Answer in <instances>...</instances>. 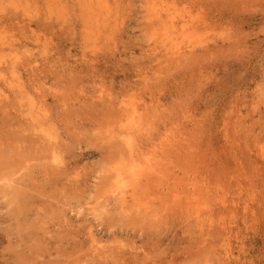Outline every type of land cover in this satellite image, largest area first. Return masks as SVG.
Here are the masks:
<instances>
[{"label": "rangeland", "instance_id": "374dc122", "mask_svg": "<svg viewBox=\"0 0 264 264\" xmlns=\"http://www.w3.org/2000/svg\"><path fill=\"white\" fill-rule=\"evenodd\" d=\"M194 1L0 0V264H264V0Z\"/></svg>", "mask_w": 264, "mask_h": 264}, {"label": "bare ground", "instance_id": "6f19581e", "mask_svg": "<svg viewBox=\"0 0 264 264\" xmlns=\"http://www.w3.org/2000/svg\"><path fill=\"white\" fill-rule=\"evenodd\" d=\"M89 1H90V0H89ZM184 1H185V0H184ZM187 1L189 2V0H187ZM193 1H194V0H193ZM19 2H20V0H19ZM49 2H50V1H49ZM92 2H93V1H92ZM166 2H167V1H166ZM174 2H175V1H174ZM177 2H178V1H177ZM194 2H195V1H194ZM194 2H193V3H194ZM55 3H57V2H55ZM79 3H80V2H79ZM193 3H192V4H193ZM203 3H204V2H203ZM21 4H23V3H21ZM93 4H94V3H93ZM161 4H162V3H161ZM161 4H160V5H161ZM181 4H183V3H181ZM186 4H187V3H186ZM186 4H185V5H186ZM192 4H189V5H192ZM195 4H196V3H195ZM195 4H194V5H195ZM201 4H202V3H201ZM209 4H210V3H209ZM1 5H2V4H1ZM3 5H4V4H3ZM173 5H174V4H173ZM204 5H206V4H204ZM4 6H5V5H4ZM187 6H188V5H187ZM5 7H6V6H5ZM103 7H105V6L103 5ZM172 7H173V6H172ZM190 7H192V6H190ZM9 8H10V7H9ZM107 8H108V7H107ZM161 8H162V6H161ZM198 8H199V7H198ZM26 9H27V8H26ZM81 9H82V8H81ZM152 9H153V8H152ZM189 9H190V8H189ZM110 10H111V9H110ZM159 10H161V9H159ZM169 10H170V9H169ZM185 10H186V9H185ZM206 10H207V9H206ZM209 10H210V9H209ZM4 11H5V10H4ZM53 11H54V10H53ZM161 11H162V10H161ZM93 12H94V11H93ZM186 12H187V11H186ZM215 12H216V11H215ZM219 12H220V11H219ZM54 13H55V12H54ZM57 13H58V11H57ZM83 13H84V12H83ZM111 13H112V12H111ZM156 13H157V12H156ZM0 14H1V13H0ZM58 14H59V13H58ZM58 14H56V15H58ZM161 14H162V13H161ZM189 14H190V13H189ZM215 14H216V13H215ZM1 15H2V14H1ZM1 15H0V16H1ZM86 15H87V14H86ZM110 15H111V14H110ZM163 15H164V14H163ZM190 15H191V14H190ZM11 16H12V15H11ZM49 16H50V15H49ZM59 16H61V15L59 14ZM88 16H89V15H88ZM112 16H113V15H112ZM150 16H151V15H150ZM209 16H210V15H209ZM79 17L81 18V16H79ZM113 17H114V16H113ZM191 17H193V16H191ZM0 18H1V17H0ZM11 18H12V17H11ZM54 18H55V17H54ZM62 18L64 19L65 17H62ZM62 18H61V19L59 18V19L62 20ZM110 18H111V16H110ZM160 18H161V17H160ZM163 18H164V17H163ZM171 18H172V17H171ZM186 18H187V17H186ZM214 18H215V17H214ZM220 18H221V17H220ZM17 19H18V18H17ZM17 19H16V20H17ZM50 19H51V18H50ZM52 19H53V18H52ZM59 19H58V20H59ZM107 19H108V18H107ZM115 19H116V18H115ZM212 19H213V18H212ZM58 20H57V21H58ZM60 20H59V22H60ZM108 20H109V19H108ZM152 20H153V19H152ZM171 20H172V19H171ZM173 20H174V19H173ZM173 20H172V21H173ZM220 20H221V19H220ZM103 21H104V20H103ZM187 21H188V20H187ZM194 21H195V20H194ZM51 22H52V21H51ZM51 22H50V23H51ZM63 22H64V21H63ZM66 22H67V21H66ZM104 22H105V21H104ZM104 22H103V23H104ZM159 22H160V21H159ZM175 22H176V21H175ZM220 22H221V21H220ZM57 23H58V22H57ZM64 23H65V22H64ZM95 23H96V22H95ZM161 23H162V22H161ZM182 23H183V22H182ZM187 23H188V22H187ZM51 24H52V23H51ZM55 24H56V23H55ZM104 24H105V23H104ZM167 24H168V23H167ZM172 24H174V22H173ZM46 25H47V24H46ZM46 25H45V26H46ZM62 25H63V23H62ZM95 25L97 26V24H95ZM100 25H103V24H100ZM108 25H109V22H108ZM114 25H115V24H114ZM152 25H153V24H152ZM181 25H182V24H181ZM183 25L185 26V24H183ZM188 25H189V24H188ZM47 26H48V25H47ZM47 26H46V28H47ZM50 26H51V28H52V25H50ZM50 26H49V27H50ZM60 26H61V25H60ZM63 26H64V25H63ZM63 26H62V29H63ZM71 26H72V28H74L73 25H71ZM116 26H117V24H116ZM162 26H163V25H162ZM165 26H166V25H165ZM165 26H164V27H165ZM68 27H69V26H68ZM68 27H67V28H68ZM87 27H88V26H87ZM97 27H98V26H97ZM107 27H109V26H107ZM113 27H114V26H113ZM151 27H152V26H151ZM177 27H178V26H176V28H177ZM187 27H188V26H187ZM53 28H54V25H53ZM69 28H70V27H69ZM95 28H96V27H95ZM103 28H104V27H103ZM103 28H102V29H103ZM105 28H106V27H105ZM161 28H162V27H161ZM208 28H209V26H208ZM211 28H213V27H211ZM58 29H59V28H58ZM62 29H61V27H60V30H62ZM83 29H84V26H83ZM87 29H89V27H88ZM112 29H113V28H112ZM173 29H174V28H173ZM4 30H5V29H4ZM69 30H70V29H69ZM69 30H68V31H69ZM73 30H74V29H73ZM90 30H91V27H90V29H89V32H90ZM99 30H100V29H99ZM99 30H97V32H98ZM157 30H158V29H157ZM165 30H166V29H165ZM175 30H176V29H175ZM100 31H101V30H100ZM100 31H99V32H100ZM102 31H103V30H102ZM104 31H106V30L104 29ZM104 31L101 32V33H102V34L105 33ZM109 31H110V30H109ZM186 31H187V30H186ZM2 32H3V31H2ZM86 32H87V31H86ZM94 32H95V31H94ZM106 32H108V31H106ZM158 32H159V31H157V33H158ZM188 32H189V31H188ZM72 33H73V32H72ZM92 33H93V32H92ZM110 33H111V32H110ZM185 33H186V32H185ZM189 33H190V32H189ZM189 33H187V34L189 35ZM169 34H170V33H169ZM104 35H105V34H104ZM156 35H157V34H156ZM89 36H90V35H89ZM94 36H95V34H94ZM102 36H103V35H102ZM159 36H160V35H159ZM183 36H184V34H183ZM190 36H191V35H190ZM193 36H194V35H193ZM91 37H92V35H91ZM100 37H101V36H99V38H100ZM191 37H192V36H191ZM194 37H195V36H194ZM87 38H88V37H87ZM89 38H90V37H89ZM101 38H103V37H101ZM154 38H155V37H154ZM156 38H157V36H156ZM160 38H161V37H160ZM83 39H84V38H83ZM90 39H91V38H90ZM90 39H89V41H90ZM93 39H94V37H93ZM95 39H96V38H95ZM95 39H94L93 41H96ZM187 39H188V38H187ZM195 39H197V38H195ZM87 40H88V39H87ZM7 41H8V40H7ZM7 41H6V42H7ZM93 41H92V42H93ZM151 41H152V40H151ZM166 41H167V40H166ZM189 41H193V40L190 38ZM202 41H203V40H202ZM90 42H91V41H90ZM171 42H172V41H171ZM86 43H87V42H86ZM154 44H155V43H154ZM183 44H184V43H183ZM164 45H166V44H164ZM174 45H175V44H174ZM192 45L194 46L193 43H192ZM190 46H191V44H190ZM172 47H173V45H172ZM203 47H204V46H203ZM151 48H152V47H151ZM174 48H175V47H174ZM206 48H207V47H206ZM9 51H10V50H9ZM166 51H167V50H166ZM176 51H177V50H176ZM185 51H187V50H185ZM168 52H169V51H168ZM192 52H193V51H192ZM180 53H181V52H180ZM182 53H183V52H182ZM188 53H189V52H188ZM1 54H2V52H1ZM4 54H5V53H4ZM9 54H10V53H9ZM12 55H13V54H12ZM176 55H177V54H176ZM186 55H188V54H186ZM2 56H3V55H2ZM6 56H7V55H6ZM6 56H5L4 58H6ZM170 57H171V55H170ZM174 57H175V56H174ZM8 58H9V57H8ZM171 58H172V57H171ZM179 58H180V57H179ZM179 58H178V59H179ZM6 59H7V58H6ZM13 59H14V58H13ZM175 59H176V58H175ZM178 59H177V60H178ZM8 60H9V59H8ZM171 60H172V59H171ZM181 60H182V59H181ZM184 60H185V59H184ZM5 61H6V60H5ZM5 61H4V62H5ZM10 62H11V61H10ZM12 62H13V61H12ZM6 64H7V63H6ZM6 64L4 63V65H6ZM12 64H13V63H12ZM14 64H15V66L12 65V67H16V64H17V63L14 62ZM171 65H172V64H171ZM10 66H11V65H10ZM10 66H9V67H10ZM17 66H18V65H17ZM0 67H2V66H0ZM3 69H4V68H3ZM10 69H11V68H10ZM1 70H2V68H1ZM17 70H18V69H17ZM4 71H5V70H4ZM8 71H9V70H8ZM11 71H12V69H11ZM14 71H15V69H14ZM0 72H1V71H0ZM13 73H14V72H13ZM13 73H12V74H13ZM16 73H17V72H16ZM14 74H15V73H14ZM2 75H3V71H2ZM4 75H5V73H4ZM11 76H12V75H11ZM15 77H16V75H15ZM12 78H13V77H12ZM3 79H4V77H3ZM12 81H13V80H12ZM14 81H15V80H14ZM11 84H12V83H11ZM14 84H15V83H14ZM16 84H17V83H16ZM19 90H20V89H19ZM21 93H23V92H21ZM1 95H2V98H3V94H1ZM4 96H6V95L4 94ZM2 98H0V99H2ZM4 98H5V97H4ZM31 101H32V100H31ZM0 102H1V101H0ZM30 103L33 104L32 102H30ZM34 106H35V104H34ZM34 106H33V107H34ZM31 107H32V105H31ZM126 107H127V106H126ZM133 107H134V106H133ZM39 108H40V107H39ZM29 109H30V108H29ZM32 109H34V108H32ZM41 109H42V108H41ZM27 110H28V108H27ZM136 110H137V109H136ZM151 110H153V109H151ZM151 110H150V111H151ZM158 110H159V109H158ZM30 111H31V110H30ZM42 111H43V110H42ZM120 111H121V109H120ZM129 111H130V109H129ZM147 111H148V110H147ZM150 111H149V112H150ZM160 111H161V110H160ZM32 112H33V111H32ZM34 112H35V111H34ZM116 112H117V109H116ZM137 112H138V111H137ZM144 112H146V111H144ZM152 112H153V111H152ZM155 112H156V111H155ZM155 112H154V113H155ZM28 113H29V111H28ZM117 113H118V112H117ZM154 113H153V114H154ZM158 113H159V112H158ZM26 114H27V111H26ZM32 114H33V113H32ZM38 114H39V113H37V115H38ZM40 114H41V113H40ZM40 114H39V115H40ZM43 114H44V111H43L42 115H43ZM139 114L141 115V112H139ZM29 115H31V114H29ZM29 115H28V117H29ZM37 115H34V116H35L34 119L36 118ZM42 115H41V116H42ZM115 115H116V114H115ZM115 115H114V118L116 117ZM118 115H120V112H119ZM121 115H122V113H121ZM121 115H120V116H121ZM150 115H152V114H150ZM162 115H163V114H162ZM31 116H32V115H31ZM41 116H40V117H41ZM112 116H113V115H112ZM120 116H119V117H120ZM132 116H133V115H132ZM135 116H136V115H135ZM138 116H139V115H138ZM141 116H142V115H141ZM38 117H39V116H38ZM38 117H37V118H38ZM123 117H124V116H123ZM129 117H130V115H129ZM145 117H148V116H145ZM150 117H151V116H150ZM154 117H155V115H154ZM154 117H153V120L156 119V117H155V118H154ZM163 117H164V116H163ZM30 118H31V117H30ZM118 119H119V118H118ZM148 119H149V118H148ZM148 119H146V122H147V123L150 122V120H149V122H148ZM32 120H33V119H32ZM116 120H117V119H115V121H116ZM120 120H121V118L119 119V121H120ZM122 120H123V118H122ZM34 121L36 122V120H34ZM40 121H41V120H40ZM115 121H114V122H115ZM143 121H145V119H143ZM154 121H155V120H154ZM28 122H29V123H32V122H30V121H28ZM41 122H43V121H41ZM123 122H124V121H123ZM36 123H37V122H36ZM36 123H35V124H36ZM38 123H39V122H38ZM117 123H118V122H117ZM121 123H122V122H121ZM140 123H141V122H140ZM147 123H146V124H147ZM152 123H153V122H152ZM110 124H111V123H110ZM133 124H134V123H133ZM136 124H137V122H136ZM136 124H135V125H136ZM143 124H145V123L142 122V127H143ZM112 125L114 126L115 124L113 123ZM129 125H130V123H129ZM135 125H134V126H135ZM138 125H139V124H138ZM138 125H136V126L138 127ZM150 125H151V124H150ZM158 125H159V124H158ZM32 126H33V124H32ZM32 126H31V127H32ZM37 126H38V125H37ZM113 126H111V127H113ZM117 126H118V125H117ZM117 126H116V127H117ZM119 126H120V125H119ZM152 126H153V125H152ZM152 126H151V127H152ZM31 127H30V128H31ZM129 127H130V126H129ZM131 127L133 128L132 125H131ZM137 127H136V128H137ZM38 128H39V127H38ZM143 128H144V127H143ZM144 129H145V128H144ZM144 129H143V130H144ZM140 130H142V128H141ZM154 130H155V129H154ZM157 130H158V129H157ZM26 131H27V130H26ZM30 131H31V130H30ZM44 131H45V130H44ZM111 131H113V128H112ZM137 131H138V130H137ZM145 131H147V130L145 129ZM39 132H40V131H39ZM39 132H38V133H39ZM123 132H125V130H124ZM133 132H134V131H133ZM140 132H142V131H140ZM147 132H148V131H147ZM154 132H155V131H154ZM143 133H144V132H143ZM40 134H41V133H39V135H40ZM121 134H122V133H121ZM127 134H128V133H127ZM129 134L131 135L130 132H129ZM132 134H133V133H132ZM134 134H135V133H134ZM141 134H142V133H140V135H141ZM145 134H146V132H145ZM145 134H144V135H145ZM150 134L152 135V133H150ZM110 135H112V133H111ZM110 135L108 134V136H110ZM125 135H126V134H125ZM154 135H155V134H154ZM34 136H37V135H34ZM117 136H119V135H117ZM133 136H134V135H132V137H133ZM145 136H146V135H145ZM148 136H149V135H148ZM30 137H31V136H30ZM37 137H38V136H37ZM40 137H42V136H40ZM123 137H124V136H123ZM132 137H131V138H132ZM137 137H138V135H137ZM141 137H142V136H141ZM108 138H109V137H108ZM128 138H129V137H128ZM146 138H147V137H146ZM9 139H10V138H9ZM43 139H44V138H43ZM43 139H42V140H43ZM34 140H35V138H34ZM34 140H33V141H34ZM36 140H37V139H36ZM106 140H107V139H106ZM110 140H111V139H110ZM110 140H109V141H110ZM116 140H118L117 137H116ZM116 140H114V141H116ZM135 140H136V139H135ZM150 140H151V139H150ZM152 140L154 141V139H152ZM109 141H108V142H109ZM120 141L123 142L122 139H121ZM120 141H119V142H120ZM129 141H130V140H129ZM133 141H134V140H132V142H133ZM141 141H142V140H141ZM153 141H152V142H153ZM12 142H13V141H12ZM15 142H16V141H15ZM35 142H36V141H35ZM51 142H53V141H51ZM122 142H121V143H122ZM132 142L130 141V143H132ZM134 142H137V141H134ZM148 142H149V141H148ZM13 143H14V142H13ZM16 143H17V142H16ZM32 143H33V142H32ZM38 143H39V141H38ZM38 143H37V144H38ZM41 143H44V142H41ZM46 143H47V142H46ZM53 143H54V142H53ZM56 143H57V142H56ZM137 143H138V142H137ZM137 143H136V144H137ZM33 144H36V143H33ZM39 144H40V143H39ZM50 144H51V143H50ZM109 144H110V143H109ZM145 144H146V143H145ZM152 144H153V143H152ZM56 145H57V144H56ZM132 145H134V144H132ZM139 145H140V144H139ZM50 146H51V145H50ZM50 146H49V147H50ZM142 146H143V145H142ZM51 147H52V146H51ZM114 147H115V146H114ZM121 147H122V146H121ZM125 147H126V146H125ZM143 147H144V146H143ZM143 147H142V148H143ZM40 148H41V147H40ZM109 148H110V147H109ZM117 148H118V147H117ZM138 148H139V147H138ZM53 149H54V148H53ZM114 149H115V148H114ZM132 149H133V148H132ZM132 149H131V150H132ZM136 149H137V147H136ZM139 149H140V148H139ZM50 150H51V149H50ZM142 150H143V149H142ZM142 150H141V151H142ZM60 151H61V150H60ZM128 152H130V150H128ZM150 153H151V152H150ZM21 154H22V153H21ZM44 154H45V153H44ZM141 154H142V153H141ZM110 155H111V154H110ZM127 155H128V156H131V155H129V154H127ZM143 155H145V154H143ZM22 156H23V154H22ZM43 156H44V155H43ZM119 156H120V155H119ZM138 157H139V156H138ZM143 157H146V158L148 159L149 156L146 155V156H143ZM150 157H151V156H150ZM150 157H149V158H150ZM19 158H20V157H19ZM21 158H22V157H21ZM51 158H52V157H51ZM121 158H122V156H121ZM121 158L119 157V158H118V161H119V159L122 160ZM25 159H26V158H25ZM115 159H116V158H115ZM130 159L132 160V157H131ZM130 159L128 160V157H127V162H129ZM116 160H117V159H116ZM59 161H60V160H59ZM133 161H134V160H133ZM144 161H145V160H144ZM148 161H149V160H148ZM145 162H146V161H145ZM114 163H116V162H114ZM114 163H113V164H114ZM133 163H135V162H133ZM138 163H139V162H138ZM146 163H147V162H146ZM150 163H151V162H150ZM58 164H60V163H58ZM119 164H120V163H119ZM128 164H129V163H128ZM130 164H131V162H130ZM115 165H116V164H115ZM139 165H140V163H139ZM145 165H146V164H145ZM117 166H118V165H117ZM122 166H123V165H122ZM122 166H121V167H122ZM43 167H44V166H43ZM57 167H58V165H57ZM144 167H145V166H144ZM149 167H151V166H149ZM26 168H27V166H26ZM29 168H30V167H29ZM127 168H128V165H127ZM135 168H136V167H135ZM138 168H139V167H138ZM138 168H137V169H138ZM56 169H57V168H56ZM132 169H133V168H132ZM139 169H140V168H139ZM139 169H138V170H139ZM153 169H154V168H153ZM120 170H121V169H120ZM129 170H130V169H129ZM140 170H141V169H140ZM126 171H128V170H126ZM151 171H152V170H151ZM151 171H150V172H151ZM122 172H123V171H122ZM122 172H121V173H122ZM130 172H131V171H130ZM140 172H141V171H140ZM142 172H143V171H142ZM153 172H154V171H153ZM111 173H114V172L112 171ZM116 173H117V172H116ZM124 173H125V172H124ZM127 174H128V173H127ZM130 174H131V173H130ZM113 175H115V174H113ZM135 175H136V174H135ZM138 175H140V174H138ZM146 175H147V174H146ZM148 175H149V174H148ZM150 175H151V174H150ZM46 176H47V175H46ZM118 176H119V175H118ZM151 176H152V175H151ZM151 176H150V177H151ZM114 177H115V176H114ZM123 177H124V176H123ZM136 177H137V176H136ZM143 177H144V176H143ZM128 178H129V177H128ZM128 178H127V179H128ZM137 178H138V177H137ZM137 178H136V179H137ZM139 178H141V176H140ZM139 178H138V179H139ZM145 178H146V177H145ZM154 178H155V175H154ZM112 179H113V178H112ZM115 179H117V178L115 177ZM115 179H114L113 181H115ZM125 179H126V178H125ZM127 179H126L125 181H127ZM132 179L134 180V178H132ZM142 179H143V178H142ZM146 179H147V178H146ZM2 180H3V179H2ZM22 180H23V179H22ZM58 180H59V179H58ZM110 180H111V179H110ZM120 180H121V179H120ZM129 180H131V178H130ZM129 180H128V181H129ZM11 181H12V180H11ZM123 181H124V180H123ZM125 181H124V182H125ZM128 181H127V182H128ZM137 181H138V180H137ZM137 181H134V182H135V185H137ZM0 182H1V181H0ZM115 183H116V182H115ZM10 184H11V183H10ZM119 184H121V182H120ZM123 184H124V183H122L121 186H124ZM132 184H134V183H132ZM14 185H15V184H14ZM111 185H115V187L117 186V185L114 184V183L111 184ZM160 185H161V184H160ZM119 186H120V185H119ZM128 186H130V185H128ZM110 187H111V186H110ZM137 187H138V186H136V188H137ZM139 187H140V186H139ZM119 189H120V188H119ZM124 189H125V188H124ZM156 189H157V188H156ZM107 190H108V189H107ZM111 190H112V189H111ZM115 190H116V189H114V191H115ZM131 190H133V188H132ZM123 191H124V190H123ZM129 191H130V190H129ZM158 191H159V188H158ZM126 192H127V191H126ZM134 192H135V191H134ZM107 193H108V192H107ZM118 193H119V192H118ZM108 194H109V193H108ZM126 194H127V193H126ZM162 194H163V193H162ZM109 195H110V194H109ZM127 195L129 196V193H128ZM123 196H124V195H123ZM157 196H158V195H157ZM113 197H114V196H113ZM132 197H133V196H132ZM148 197H149V196H148ZM148 197H147V198H148ZM155 197H156V196H155ZM124 198H125V197H124ZM158 198H159V200H160V197H159V196H158ZM158 198H157V199H158ZM163 198H164V197H163ZM174 198H175V197H174ZM187 198H188V197H187ZM121 199H122V198H121ZM139 199H140V198H139ZM141 199H142V198H141ZM154 199H155V198H154ZM177 199H178V198H177ZM111 200H112V199H111ZM119 200H120V197H119ZM123 200H124V199H123ZM131 200H132V199H131ZM142 200H143V199H142ZM178 200H179V199H178ZM185 200H186V199H185ZM190 200H191V199H190ZM190 200H189V201H190ZM120 201H122V200H120ZM120 201H119V202H120ZM135 201H136V200H135ZM135 201H133V203H134ZM146 201H147V199H146ZM146 201H144V202H146ZM112 202H114V201H112ZM122 202H123V201H122ZM137 202H138V201H137ZM137 202H136V205L138 204ZM147 202H148V201H147ZM186 202H188V201H186ZM191 202H192V201H191ZM117 203H118V202H117ZM124 203H125V201L123 202V205H125ZM126 203H127V202H126ZM140 203H141V205H142L143 202L141 201ZM140 203H139L138 205H140ZM148 203H149V202H148ZM150 203H151V202H150ZM157 203H158V202H157ZM160 203H161V202H160ZM130 204H131V203H130ZM130 204H128V205H130ZM145 204H146V203H145ZM145 204H144V205H145ZM151 204H152V203H151ZM166 204H167V203H166ZM121 205H122V203H121ZM121 205H120V206H121ZM144 205H143V206H144ZM175 206L177 207V205H175ZM178 206H179V205H178ZM125 207H126L125 209H127V206H126V205H125ZM134 207H135V206H134ZM146 207L149 208V206H147V205H146ZM152 207H153V206H152ZM184 207H185V206H184ZM188 207H189V206H188ZM123 208H124V206H123ZM143 208H144V207H143ZM164 208H165V207H164ZM179 208H180V207H179ZM132 209H133V208H132ZM186 209H187V207H186ZM186 209H185V212H186ZM129 210L132 211L131 208H129ZM142 210H143V209H142ZM149 210H150V209H149ZM170 210H171V208H170ZM172 210H173V209H172ZM158 211H159V210H158ZM163 211H164V210H163ZM173 211H174V210H173ZM175 211H176V210H175ZM132 212H133V211H132ZM146 212H147V211H146ZM156 212H157V211H156ZM127 213H129V211H128ZM175 213H176V212H175ZM177 213H179V212H177ZM135 214H136V213H135ZM179 214H180V213H179ZM181 214H182V213H181ZM131 215H132V213H131ZM156 216H157V215H156ZM174 216H176V215H174ZM137 217H138V216H137ZM144 218H145V215H144ZM199 220H200V219H199ZM220 233H221V232H220ZM224 233H225V232H224ZM222 236H224V235L222 234ZM220 238H221V237H220ZM222 238H223V237H222ZM91 240H92V239H91ZM47 245H48V244H47ZM107 258H108V257H107ZM108 259H109V258H108ZM112 260H113V259H112ZM112 260H110L109 262H111ZM93 261H95V260H93ZM105 261H106V260H105ZM112 262H113V261H112ZM114 262H115V260H114ZM95 264H96V263H95ZM97 264H98V263H97Z\"/></svg>", "mask_w": 264, "mask_h": 264}]
</instances>
